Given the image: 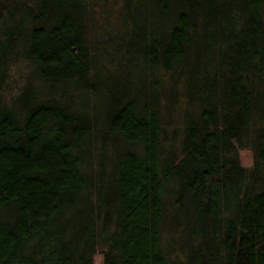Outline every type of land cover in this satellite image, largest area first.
I'll return each mask as SVG.
<instances>
[{"label": "trees", "instance_id": "16d2710c", "mask_svg": "<svg viewBox=\"0 0 264 264\" xmlns=\"http://www.w3.org/2000/svg\"><path fill=\"white\" fill-rule=\"evenodd\" d=\"M0 264H264V0H0Z\"/></svg>", "mask_w": 264, "mask_h": 264}, {"label": "rangeland", "instance_id": "374dc122", "mask_svg": "<svg viewBox=\"0 0 264 264\" xmlns=\"http://www.w3.org/2000/svg\"><path fill=\"white\" fill-rule=\"evenodd\" d=\"M116 15H113L111 20L113 22L117 23V28L124 30L122 24L120 23L121 19L119 18V16H116ZM111 20H110V25H112V21ZM128 58H130V57H128ZM105 59H107V56L105 57ZM98 60L101 63V62H103L104 59L103 58H98ZM132 66L133 65H129L128 67H130V68H129L128 72L125 71L123 73L116 68V65L115 66H111L110 68L107 69V71L105 73H102L101 76L97 74L98 80L102 83L101 85L104 84L106 87L107 86L111 87V89H112L113 86L116 85L117 81H119V82H127L128 84L127 83H123L121 86L123 87L126 84L127 86H129L128 88L131 87L132 89H134L138 85L141 86V87L147 86L146 83H148V82H146V80H145V78L143 76L144 71H145L144 64L143 63L140 64V62H139V67L137 68V70H136V68L135 69H131ZM133 68H134V66H133ZM129 74H134V77L131 79L130 77H128ZM119 85L120 84H118L117 86H119ZM101 90H102L101 94H99L97 97H94L95 98V102L92 104V106H88L89 108L92 107V109H94L96 111H99L100 109L105 110L106 108H108V106H109L108 105V101H109L108 100V94L110 93V88L109 89L108 88L105 89V87H104ZM79 100L81 102L85 101V98H84V96L82 94L80 95ZM239 154H240V159H241V161L243 163L249 164L251 162V157H250L248 148H241L240 151H239ZM101 258H102L101 253L96 252L94 254V260L96 262L101 261Z\"/></svg>", "mask_w": 264, "mask_h": 264}]
</instances>
